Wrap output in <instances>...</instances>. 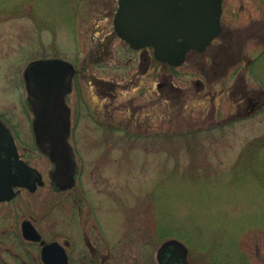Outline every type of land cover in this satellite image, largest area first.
Segmentation results:
<instances>
[{"label": "rangeland", "instance_id": "1", "mask_svg": "<svg viewBox=\"0 0 264 264\" xmlns=\"http://www.w3.org/2000/svg\"><path fill=\"white\" fill-rule=\"evenodd\" d=\"M236 3L226 0L222 15L233 27L248 18L231 11ZM115 9L116 0H0V114L44 180L0 204L1 228L29 214L44 231L53 223L44 202L60 198L50 188L52 162L34 142L23 71L36 58L60 57L77 69L70 141L76 189L89 194L80 192L83 217L100 224L93 241L115 247L123 264H156L168 238L185 244L190 264H264V105L238 110L243 89L264 90V53L259 76L240 65L215 74L219 65L193 52L171 69L116 35ZM6 246L14 244L5 236Z\"/></svg>", "mask_w": 264, "mask_h": 264}, {"label": "water", "instance_id": "2", "mask_svg": "<svg viewBox=\"0 0 264 264\" xmlns=\"http://www.w3.org/2000/svg\"><path fill=\"white\" fill-rule=\"evenodd\" d=\"M221 0H118L113 25L117 35L138 48L151 45L154 55L179 65L189 49L203 50L219 33ZM75 68L61 58L37 59L24 70L28 103L35 115L39 148L54 164L53 177L61 187L73 183L75 160L68 142L70 120L65 95L71 90ZM0 200L11 198L13 186L34 190L43 184L37 169L19 158L9 129L0 119ZM24 234L34 237L31 232ZM157 264H190L186 246L175 238L161 243Z\"/></svg>", "mask_w": 264, "mask_h": 264}, {"label": "flooded vegetation", "instance_id": "3", "mask_svg": "<svg viewBox=\"0 0 264 264\" xmlns=\"http://www.w3.org/2000/svg\"><path fill=\"white\" fill-rule=\"evenodd\" d=\"M236 1V6L231 11L240 17L243 14H247L248 18L242 19V23L236 27L231 26L226 21L222 22V15L225 9L226 0H221V15L219 19L221 29L219 33L202 51H198L196 49L188 50L185 54L183 62L178 66H181L186 61L188 53H203V55L212 60L214 64L219 65V69H214L215 74L218 72L223 73L228 66L240 65L243 71L247 72V75L259 76V71L257 72L256 70V64L259 61L260 54L262 55L264 53V0H251L250 4L245 3V0ZM117 2L118 0H116V8ZM250 42H253L254 46L256 44V47L251 51V53H245L247 45ZM127 45L129 46V44ZM140 49H150L153 54L151 46H144ZM154 59L161 64L168 65L171 69L177 67L170 65L166 61L156 59L155 57ZM214 60L219 61L215 63ZM73 79L74 76L72 78V83ZM102 83L105 84V82ZM195 84L198 88H201L204 85L200 78L195 81ZM68 94L65 95V102L69 106ZM241 94L242 95L238 101V110L245 115L256 112L258 108L264 105V90L257 89L253 90L251 93H247L243 89ZM28 106L32 115L31 123L34 142L39 149L35 141L33 130L35 115L32 107L30 105ZM1 117L3 118L2 115ZM69 118L70 141L72 128L70 106ZM15 141L17 143L16 137ZM71 147L73 149L72 143ZM19 154L27 164L37 168L32 165L28 159L24 158L20 152ZM3 157V153L0 152V164L2 163ZM53 168L54 166L52 164V169L50 171V188L52 191L59 193L58 196L60 199L45 201V211L43 213L44 215H47L45 218H49L53 223L48 228L49 230L44 231L45 229L43 230L35 223L36 218L29 214L28 216L17 218V221L11 227L3 230V228H1L2 219H0V245L3 241V237L5 236L12 244H14L12 247L6 246L5 249L0 247V264H12L13 262L14 264L15 262L17 264H123L122 257H124V255L119 253L115 247L104 249L99 247L98 244L93 241V230L99 228L100 224L98 223L97 217H95L93 219L94 222H92L91 219L89 222L90 226H88V217H83L86 212L84 210L80 192H83L85 195L87 190L83 189L79 192L76 189L77 185L75 182L79 177L77 164L74 174V183L66 187H61L57 184L52 174ZM36 188L31 191L26 187H15L13 188L15 190V194L9 199L0 200V204L11 203L21 194L23 190L34 192ZM85 196L88 199L89 194L86 193ZM96 202L97 201L90 200L92 207L96 206ZM89 209L92 208L89 206ZM24 229L26 232L34 234L32 235L34 237L25 236ZM20 247L21 251L19 250ZM3 252H5L10 260L12 259V263L3 258ZM19 255H25V258H23L21 262L17 261L19 260Z\"/></svg>", "mask_w": 264, "mask_h": 264}]
</instances>
